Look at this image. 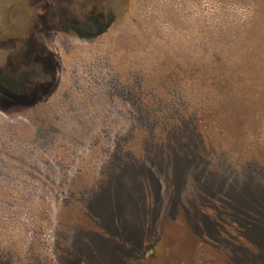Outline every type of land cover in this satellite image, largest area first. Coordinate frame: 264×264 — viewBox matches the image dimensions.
<instances>
[{"label": "rangeland", "instance_id": "1", "mask_svg": "<svg viewBox=\"0 0 264 264\" xmlns=\"http://www.w3.org/2000/svg\"><path fill=\"white\" fill-rule=\"evenodd\" d=\"M260 9L0 0V264H264V166L211 147L162 79Z\"/></svg>", "mask_w": 264, "mask_h": 264}, {"label": "trees", "instance_id": "2", "mask_svg": "<svg viewBox=\"0 0 264 264\" xmlns=\"http://www.w3.org/2000/svg\"><path fill=\"white\" fill-rule=\"evenodd\" d=\"M262 9L243 28H238L236 41H229L230 45L220 34L215 41L209 44L202 41L201 48L196 46L191 60L178 66L179 72H185V78L171 74L162 79L185 87L179 92L183 117L195 121L199 136L211 147L250 161L258 160L264 166V140L244 132L252 123L259 133L264 129ZM179 126L186 128L183 122ZM258 132L255 131L256 136Z\"/></svg>", "mask_w": 264, "mask_h": 264}]
</instances>
